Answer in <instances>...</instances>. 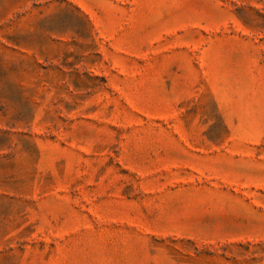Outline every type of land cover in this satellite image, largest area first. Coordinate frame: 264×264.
Wrapping results in <instances>:
<instances>
[{
	"label": "rangeland",
	"instance_id": "374dc122",
	"mask_svg": "<svg viewBox=\"0 0 264 264\" xmlns=\"http://www.w3.org/2000/svg\"><path fill=\"white\" fill-rule=\"evenodd\" d=\"M0 264H264V0H0Z\"/></svg>",
	"mask_w": 264,
	"mask_h": 264
}]
</instances>
